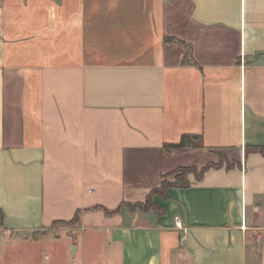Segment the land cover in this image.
Instances as JSON below:
<instances>
[{
  "label": "crops",
  "instance_id": "1",
  "mask_svg": "<svg viewBox=\"0 0 264 264\" xmlns=\"http://www.w3.org/2000/svg\"><path fill=\"white\" fill-rule=\"evenodd\" d=\"M183 133L203 146L164 147ZM253 144H264V0H0L4 233L80 209L73 264L90 263L86 235L97 264H264ZM219 150L239 163L154 193L163 212L93 209L143 201L163 174Z\"/></svg>",
  "mask_w": 264,
  "mask_h": 264
},
{
  "label": "rangeland",
  "instance_id": "2",
  "mask_svg": "<svg viewBox=\"0 0 264 264\" xmlns=\"http://www.w3.org/2000/svg\"><path fill=\"white\" fill-rule=\"evenodd\" d=\"M224 157L227 161H237L234 158H229L227 152L219 150L217 151V159L208 163L215 164L222 162V164H225ZM191 166L196 167L197 170L200 169L196 165L191 164ZM183 171L175 167L174 170H171L166 175V178L168 179L169 177L174 180L175 174L177 172L182 174ZM131 206L130 204H125L123 207L129 209ZM99 207L102 210L106 208L95 205L93 209H98ZM77 210L80 212V209ZM108 210L111 211V209ZM73 216L70 219L53 220L42 228L23 230V232L19 233H4L0 229V264H73L72 259L74 254L71 247L75 245L76 249L77 240L79 242V237L77 239L79 213L77 220L73 219ZM85 239V259L87 262L90 261L89 264H97L93 262L95 258L94 250L97 249V243L90 235H86Z\"/></svg>",
  "mask_w": 264,
  "mask_h": 264
},
{
  "label": "trees",
  "instance_id": "3",
  "mask_svg": "<svg viewBox=\"0 0 264 264\" xmlns=\"http://www.w3.org/2000/svg\"><path fill=\"white\" fill-rule=\"evenodd\" d=\"M166 41H175V42H179L182 43L181 40L176 39L175 37H165ZM192 60V57L189 53V49H187V52L184 55V61H190ZM201 140V135L198 133H183L181 134L179 140L175 141V142H166L164 144V147L166 149H170V148H181V147H201L203 146L202 143L200 142ZM245 155L249 154L250 152H259L261 154L264 155V144H253V145H246L245 146ZM223 160L225 161V166L231 167L236 163H239L238 161H227L226 158L224 157ZM223 165L222 162L220 163H208L207 165L201 167L199 170H197L196 167L191 166V165H180L177 167L184 170L182 174H180L179 172H177L175 174V178L174 180L170 181L166 178V175H168L170 172L163 174V179L161 182V186L159 188L153 189L151 190L145 197L144 201H139V202H121L119 204V206L115 209V210H111L109 211L107 208H103L105 213H112V212H116V211H120L123 206L125 204H130L132 205L131 207H129V210H135V209H141V210H148V209H158L160 212H163L164 209L161 206H158L154 201H153V194L154 193H158L161 196L165 197L166 194V190L169 186H187L189 184V180L187 179L186 175L188 172H193L195 173V176L197 178H199L203 172L211 167V166H221ZM174 170V169H173ZM78 210H76L75 215L73 216V219L77 220L78 219Z\"/></svg>",
  "mask_w": 264,
  "mask_h": 264
},
{
  "label": "water",
  "instance_id": "4",
  "mask_svg": "<svg viewBox=\"0 0 264 264\" xmlns=\"http://www.w3.org/2000/svg\"><path fill=\"white\" fill-rule=\"evenodd\" d=\"M71 249H72V253L74 254L75 245H72Z\"/></svg>",
  "mask_w": 264,
  "mask_h": 264
}]
</instances>
